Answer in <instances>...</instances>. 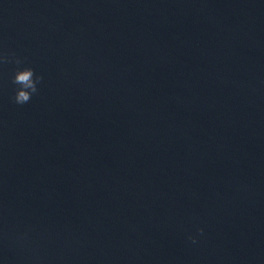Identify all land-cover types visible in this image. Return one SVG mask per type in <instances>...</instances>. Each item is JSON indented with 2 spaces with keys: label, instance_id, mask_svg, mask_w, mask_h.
Returning <instances> with one entry per match:
<instances>
[{
  "label": "water",
  "instance_id": "1",
  "mask_svg": "<svg viewBox=\"0 0 264 264\" xmlns=\"http://www.w3.org/2000/svg\"><path fill=\"white\" fill-rule=\"evenodd\" d=\"M0 50V264H264V0H0Z\"/></svg>",
  "mask_w": 264,
  "mask_h": 264
},
{
  "label": "clouds",
  "instance_id": "2",
  "mask_svg": "<svg viewBox=\"0 0 264 264\" xmlns=\"http://www.w3.org/2000/svg\"><path fill=\"white\" fill-rule=\"evenodd\" d=\"M23 63V59L18 57L14 52L0 50V69L9 64L17 65L12 76V84L16 85L13 100L18 105L28 103L32 96L38 93V85H40L44 80L43 75H37L35 69L32 67H19ZM198 231L201 235L204 232L202 228ZM189 239L192 243H197L195 236H189Z\"/></svg>",
  "mask_w": 264,
  "mask_h": 264
}]
</instances>
